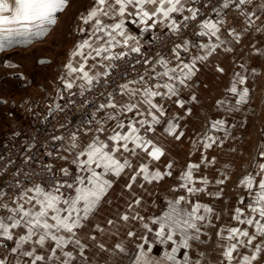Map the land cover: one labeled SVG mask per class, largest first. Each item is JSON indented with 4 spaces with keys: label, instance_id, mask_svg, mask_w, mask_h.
<instances>
[{
    "label": "snow or ice",
    "instance_id": "snow-or-ice-1",
    "mask_svg": "<svg viewBox=\"0 0 264 264\" xmlns=\"http://www.w3.org/2000/svg\"><path fill=\"white\" fill-rule=\"evenodd\" d=\"M70 6L71 0H0V51L17 37L46 36ZM77 20L81 39L60 76L68 96H58L65 105H91V118L86 127L52 135L49 161L17 170L10 193L0 188V246L14 245V261L5 256L0 264H90L89 247L117 258L115 264H209V252L214 264H255L264 256V145L236 182L243 194L230 210V164L216 168L208 153L236 139L238 125L228 117L250 103L249 80L260 73L236 64L226 95L215 101L222 118L205 116L188 137L189 159L178 173L177 162L163 158L165 141L187 136L183 122L193 115L187 105L199 103L193 90L201 66L234 53L249 33H264V0H91ZM251 55L264 56V49L253 44ZM215 72L226 75L220 64ZM53 104L49 114L65 110ZM32 140L25 151L36 148ZM209 168L218 172L214 181L204 174ZM122 177L124 210L94 223ZM164 185L161 198L155 189Z\"/></svg>",
    "mask_w": 264,
    "mask_h": 264
},
{
    "label": "rangeland",
    "instance_id": "rangeland-1",
    "mask_svg": "<svg viewBox=\"0 0 264 264\" xmlns=\"http://www.w3.org/2000/svg\"><path fill=\"white\" fill-rule=\"evenodd\" d=\"M89 2L91 0L71 1L72 8L70 12L72 13L74 9L78 12H84ZM58 15L57 24L49 30V39L45 40L48 34L41 38L17 37L10 45H5L4 51H0V101H4V103H0V144L14 136L15 132H19V136L23 135L43 105L54 106L53 101L64 105V100L59 99L58 96V92L62 94L63 85L60 81V76L63 75L64 67L60 66L56 61L64 53L65 46L63 45H67L65 38L68 33L65 30V24L71 14L67 15V17L61 14ZM4 35L7 36V34ZM243 56L246 57H243L241 62L249 67L252 65L257 70L260 69L255 64L264 67V61L262 62L264 56H252L251 53ZM221 57L219 55L212 59L213 61L211 60V63L207 66H201L198 78H195L196 87L193 91H195L199 103L187 105V107L192 108L193 115L183 122L187 124L186 138L182 143L165 141L168 156L163 158V163H167L169 159L175 160L177 162V173L180 170V165L189 159L188 153L191 146L188 137L203 128L204 117L208 116L216 119L223 116L222 111L216 108L215 101L224 98L226 95L225 89L229 86L234 67L228 69L229 65H226V75L224 76L216 73L215 65L220 64L222 66V63L218 61ZM226 57H230L231 63L238 60L236 52ZM52 59L56 63L51 64ZM41 61H45V63H41ZM9 65H12V67ZM257 77L262 80L264 72ZM251 83H255V81L249 82L248 85L251 88L250 103L245 105L241 112L228 117L229 123L238 125L237 128L233 129V136L236 139H228L221 148H216L208 153L209 157L216 156L218 160L216 168H222L225 163H229L232 170L231 179L225 186V194L229 202L226 210H230L235 204L237 196L243 194L239 189L235 188V184L242 174L252 170L249 165L253 157L257 156L260 147L264 145V112H262L264 101L256 97L255 85L251 86ZM225 84L227 86H224ZM187 98L188 94L185 93L184 99ZM29 108H31V111L28 110ZM171 110L179 111L174 106H172ZM240 124H243V126H239ZM233 148L236 149L235 152L231 151ZM198 155L197 153L191 159H197ZM163 163L160 165L161 168H163ZM204 174L213 181L218 177V172L214 168L206 169ZM126 180V177H122L114 185L110 193L111 203L101 206L94 223L104 224L106 219H116L117 213L124 210L125 196H122L121 193ZM174 182V180H168L167 183L171 184ZM166 187L167 185H164L155 189L161 198L166 194ZM210 190L215 189L212 188ZM137 191L140 190L137 189ZM202 199L205 202L215 204L218 209L223 206L221 202L209 201L207 197H202ZM104 226L108 227L106 224ZM116 239L115 237L110 238L108 246L111 247ZM2 247L5 250L1 252L0 258L9 252L10 242H3ZM93 252L94 257L89 247L87 255L90 264H93L95 257L101 251L96 248ZM209 256L211 257L209 264H214V254L209 252ZM116 259L110 257L109 254L98 255V261L102 260L103 264H115ZM255 264H264V256Z\"/></svg>",
    "mask_w": 264,
    "mask_h": 264
},
{
    "label": "built area",
    "instance_id": "built-area-1",
    "mask_svg": "<svg viewBox=\"0 0 264 264\" xmlns=\"http://www.w3.org/2000/svg\"><path fill=\"white\" fill-rule=\"evenodd\" d=\"M207 11H210V9ZM61 93L67 98L68 93L64 89L61 90ZM89 99H92L91 95H89ZM48 108L49 105H43L39 109L38 114L23 135L12 136L0 144V157L3 158L0 160V188L9 193L11 190L8 188V185L15 184L16 180L13 174L17 170L27 172L31 168H38L40 161H49L50 158L46 155V152L53 148L50 140L52 135L67 134L69 130L74 131L77 128L86 127V122L91 118V105L86 109L80 108L79 99H77L75 105H65L63 112L53 111L49 114ZM60 124L66 125V128L57 131ZM33 137L38 142L37 146L31 152H27L25 151V146L33 143ZM28 156H31L32 159L28 165H25L24 160ZM9 160L14 163L5 170L4 164ZM4 250L5 248L0 246V255Z\"/></svg>",
    "mask_w": 264,
    "mask_h": 264
},
{
    "label": "crops",
    "instance_id": "crops-1",
    "mask_svg": "<svg viewBox=\"0 0 264 264\" xmlns=\"http://www.w3.org/2000/svg\"><path fill=\"white\" fill-rule=\"evenodd\" d=\"M74 1V0H71ZM262 0H255L256 4L261 3ZM91 2H89L90 4ZM89 4L87 5V7L89 6ZM72 6H70L64 13H62L61 15H63L64 17H67V15H70L69 18L66 20V24L65 27L67 30V37L65 38L67 41V45H63L64 47V53L62 55V57L60 59H58L56 62L64 67V65L68 62V58H69V54L71 53V51L74 48L75 43L80 40V36L77 34L76 29H77V25L79 24V21L77 20V17L82 13L81 11L78 12L77 10H72V13L70 12ZM7 34V33H4ZM50 35L48 32V36L45 38V40L49 39ZM64 43V42H63ZM256 45V47L262 48L264 49V33H255V32H251L249 33L243 40V43L241 45L236 46V54L238 55V60L236 62H232L231 63V59L230 57H226V56H231L232 53L230 54H225V53H220L219 55L222 56L221 58L218 59V61H220L222 63V67H227L226 65H229L228 69L236 66V63H242L241 59L243 57V55H249L252 52V45ZM61 45V46H62ZM234 54V53H233ZM225 56V57H224ZM48 59H50L48 57ZM213 61V60H212ZM264 61V59L262 60V62ZM53 62V59L51 60V64L52 63H56ZM48 63V62H47ZM61 63V64H60ZM231 63V64H230ZM258 66V68L260 70H256L263 73L264 72V67H261L259 64H255ZM250 68H254L252 65ZM64 68H63V74H64ZM260 73V74H261ZM255 81V83H251V86L255 85V89L256 90V97H258L261 101H264V78L262 80H259V78L254 77L251 78L249 80V82H253ZM224 86H227L226 84ZM262 112H264V108L262 110ZM14 246L12 244V242H10V248ZM92 254L94 253L93 250L95 251V247H90ZM98 255H108V253H104V252H99ZM98 255L97 257H95V260L93 261V264H103L104 262L102 260L98 261ZM6 257H8L9 260H13L14 258L11 256L10 252L6 253L5 255ZM3 256V257H5ZM94 257V254H93ZM2 258V257H1ZM113 260V259H112ZM102 262V263H101Z\"/></svg>",
    "mask_w": 264,
    "mask_h": 264
}]
</instances>
